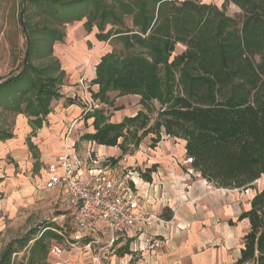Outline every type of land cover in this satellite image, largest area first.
<instances>
[{
    "label": "trees",
    "instance_id": "obj_1",
    "mask_svg": "<svg viewBox=\"0 0 264 264\" xmlns=\"http://www.w3.org/2000/svg\"><path fill=\"white\" fill-rule=\"evenodd\" d=\"M21 3L23 68L0 83V107L27 116L31 136L48 123L52 102L62 97L67 74L54 45L64 42L67 24L85 19V30L91 33L96 27L99 41L116 39L124 47L118 52L111 45L101 57L91 81L99 90L91 91L92 97L111 104V91L139 95L142 109L118 123L103 108L88 112L85 116L94 119V131L84 134L83 140L119 146L123 154H132L149 134L154 135L151 147H156L164 132L186 141L192 169L218 188H251L264 176V0H225L241 9V16L235 17L227 14L226 5L198 0ZM32 7L41 16L39 21H32ZM179 44L185 49L175 54ZM35 59L41 64H34ZM155 102L160 108L150 124ZM13 136L0 127V141ZM28 144L36 149L30 138ZM156 170L154 164L139 173L151 182ZM163 217L169 220L172 213ZM244 218L250 229L236 264H264V189L239 217ZM13 252L9 247L0 264H11Z\"/></svg>",
    "mask_w": 264,
    "mask_h": 264
},
{
    "label": "crops",
    "instance_id": "obj_2",
    "mask_svg": "<svg viewBox=\"0 0 264 264\" xmlns=\"http://www.w3.org/2000/svg\"><path fill=\"white\" fill-rule=\"evenodd\" d=\"M92 32L88 33L84 28H78L75 32L73 28H69L65 42H56L54 45V54L60 59L62 68L67 74L61 89L66 96L52 102V112L47 117L48 123L38 129L33 137H29L33 138L30 141L36 146L42 142V137L50 135V141L54 144L55 152L51 155H45L41 150V162L46 165L45 169L42 168L45 182L49 178V164L65 151L66 133L72 124V140L76 142L75 149L78 154L84 158L85 152L91 149L101 160L98 164L90 160L85 163L83 168L85 179L92 180L94 177L92 170L106 166H110L116 176L120 175L118 165L121 162L131 163V159H134L132 155L123 154L119 146H106L83 140L84 134L94 131V119L82 114V103L71 104L69 102L70 91H77L81 96L84 94L83 88L78 84L81 77L88 79L91 91L99 90V86L91 84V81L96 77V65L105 53L112 50V46L110 43L97 39L98 29ZM89 42L93 45L91 51L88 46ZM113 93L119 94L117 91L109 92L111 101L114 97ZM140 100L139 95L132 94L113 100L115 109H119L111 111L114 114H110L111 121L118 123L127 116H135L142 109ZM105 112L107 113L106 110ZM32 131L33 128L29 125L27 116L19 114L18 127L15 132L17 137L13 136L0 141V148L5 153H13L19 159L25 160L29 151H32L29 144H25L26 138ZM52 137H54L53 140H51ZM178 140L182 142V150L179 153L186 155V141ZM171 149L175 153L174 148ZM35 158L39 161L38 154ZM117 158H120L119 161L114 162ZM170 165L165 168L157 166L158 174L153 176L157 170L153 172L151 182L144 181L140 173L136 171V177H133L138 180L137 192L141 199V208L150 221L144 226L128 231L123 238L125 245L118 250H124L126 253L119 255L117 251L114 254H108L107 258L111 259L113 264H125L128 257L134 259L136 252L140 251L142 258L136 264H236L244 246L243 238L250 229L249 220L247 218L240 220L239 217L251 208V201L257 191L251 192V188H248L249 191L246 194L245 189L218 188L204 179L199 172L193 169H189L188 172L184 170L183 167L191 166L189 160L186 166L177 163ZM262 179L264 176L255 183ZM57 188L66 200L62 189ZM161 210L172 213V218L167 220L162 217ZM49 228L52 231L56 230ZM154 231L162 238L156 239L159 245L148 246L143 239L147 233L151 234ZM54 233L56 238L61 240V237H64L65 239L63 233L59 231H57L58 234ZM42 236L43 233L39 238ZM138 241L141 245L139 247ZM53 242L56 241L52 240L51 244ZM219 244L220 247L217 248ZM87 254L88 256L91 254L93 259V253ZM48 261L52 264L49 253Z\"/></svg>",
    "mask_w": 264,
    "mask_h": 264
},
{
    "label": "rangeland",
    "instance_id": "obj_3",
    "mask_svg": "<svg viewBox=\"0 0 264 264\" xmlns=\"http://www.w3.org/2000/svg\"><path fill=\"white\" fill-rule=\"evenodd\" d=\"M198 1L214 3L221 8L226 5L227 14L234 17L241 16L242 14L241 9L237 5L233 3L225 4V0ZM26 7H28V4H26ZM22 9L23 4L21 0H0V83L19 74L23 68L26 38L20 21ZM31 9L32 21H39L41 18L39 13H35V7ZM84 22L85 19L67 24L66 32L69 28H73L77 32L78 28H84ZM126 24L127 26L132 25L130 17L126 18ZM110 28L111 26L108 25L106 30ZM93 31H97V28L94 27ZM109 41L105 42L110 43L114 47V50L118 52L124 50L123 44L118 40L112 39ZM88 46L91 51L93 45L89 42ZM184 49L185 47L179 44L175 54L181 53ZM34 64L40 65L41 61L35 59ZM78 84H80V81ZM80 87H82L81 84ZM85 87L91 92L90 82L87 78ZM85 92L86 90H84ZM61 94L64 97L66 96V93L63 91H61ZM69 95L72 99L78 98L82 103L81 95L77 91H70ZM112 96H114V101L121 97L117 93H113ZM131 105L134 106V103L131 102ZM101 106L107 111V114H111V111L115 109L113 102L110 105L101 103ZM158 108H160V104L155 102L152 111L149 113L151 118L150 124H153L157 119ZM111 115L114 114L112 113ZM18 118L19 115L14 111L5 110L0 107V127L8 129L16 137L15 132L18 127ZM30 136L31 134L26 138L25 144L28 143ZM32 137L30 139H33ZM153 137V134H149L142 140L138 150L132 152L133 154H127L132 155L134 159H131V163L121 162L118 165V170L121 174L132 172L133 176L136 177V171H144L153 166L155 162H158V168H165L175 163L178 165L188 163L189 158L179 153L182 150V142L178 140L179 138L170 137L163 132L160 142H158L156 147L152 148ZM50 138V135L42 137V142L39 145L36 144L37 149L29 151L28 157L25 160L19 159L13 153H5L0 148V263L5 258L4 256L8 248L11 247L15 251L11 256V264H50L48 261V248L51 245V241L55 240L65 251L64 258L66 264H97L91 258V254L89 256L87 254H96L97 250L95 248L93 251L85 250L84 244L86 241L79 244L76 248H72L67 244L64 237H61L60 240L49 233V231L56 233L59 231L68 237L76 232L74 211L68 202L64 200L60 189L48 190L45 188V176L42 168L45 169L46 165L41 162V150H43L45 155H51L55 152L54 144L51 143ZM53 139L54 137L51 140ZM171 148H174L175 153L172 152ZM37 154L39 161H36L35 158ZM183 168L187 172L189 169H192L191 166ZM157 174L158 170L153 176ZM263 188L264 179L258 183H254L251 187V192L259 191V189ZM248 191V188L245 189L246 194ZM160 212L162 217L168 214L167 210H161ZM49 227L55 228L57 231H52ZM42 233V239L36 241ZM156 234L155 231L151 234L147 233L143 242L150 246L154 240L162 238ZM137 243L138 247L141 246L139 241ZM219 247L220 244L217 248ZM120 253L122 254V251ZM136 254L134 255V259L128 257L125 264H136L142 258L140 251H137ZM100 264H113V261L109 258L102 259Z\"/></svg>",
    "mask_w": 264,
    "mask_h": 264
},
{
    "label": "built area",
    "instance_id": "obj_4",
    "mask_svg": "<svg viewBox=\"0 0 264 264\" xmlns=\"http://www.w3.org/2000/svg\"><path fill=\"white\" fill-rule=\"evenodd\" d=\"M85 81L84 77L80 80L82 88L86 90L80 96L84 116L102 108V102L92 97L85 87ZM72 136L73 124L66 133L65 151L48 166L49 178L45 182V188L52 190L60 187L74 211L76 232L65 236L67 244L76 248L86 241L84 249L93 251L95 248L97 252L93 261L100 264L108 254H114L123 248V238L129 230L144 226L150 218L144 215L141 208L137 192L138 180L134 179L132 172L116 176L110 166H106L93 169L92 180L83 177V168L88 160L95 164L101 160L91 149L82 158L75 149L76 142L72 140ZM188 160L192 161L190 158ZM157 245V240L151 244ZM64 253L63 247L53 242L49 247L52 264H66Z\"/></svg>",
    "mask_w": 264,
    "mask_h": 264
},
{
    "label": "water",
    "instance_id": "obj_5",
    "mask_svg": "<svg viewBox=\"0 0 264 264\" xmlns=\"http://www.w3.org/2000/svg\"><path fill=\"white\" fill-rule=\"evenodd\" d=\"M22 15H23V11L20 14V20H21V22H22Z\"/></svg>",
    "mask_w": 264,
    "mask_h": 264
}]
</instances>
